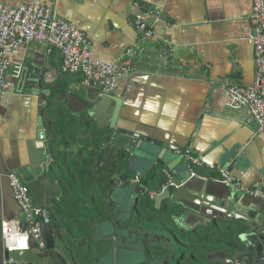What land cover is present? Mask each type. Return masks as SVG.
<instances>
[{
  "label": "crops",
  "instance_id": "0c3cea01",
  "mask_svg": "<svg viewBox=\"0 0 264 264\" xmlns=\"http://www.w3.org/2000/svg\"><path fill=\"white\" fill-rule=\"evenodd\" d=\"M0 2L10 6L34 2L54 8L59 16L75 22L86 33L97 59L122 64L131 49L133 61L118 77L113 93L123 99L119 126L186 148L199 164L208 170L214 168L211 172L202 171L204 176L222 179L225 172L235 178L233 185L240 189L263 186L264 134L247 106L236 108L229 104L228 93L231 83L244 86L254 83V47L248 40L253 32L249 20L253 0ZM136 19L152 26L155 35L143 38L134 26ZM8 57L12 63L7 72L8 91L0 97V264L6 263L2 222H23V212L8 180L9 172L20 169L27 170L26 178L32 179L27 184L35 203L49 209L54 229L65 234L77 253L111 241L118 253L117 261L113 257L110 260L112 264H184L187 251L197 247L169 240L170 235L152 230L124 231L119 221L116 224L108 221L118 209L122 193L117 191V183L105 186L115 169L111 166L110 171L99 170L104 158L101 151H95L101 144L97 139L98 121H92L90 141L70 135L59 138L58 151L76 144L70 156L86 148L75 160L61 159L58 155L59 161L44 168L40 175L32 173L37 168L32 159L40 128V95L29 93L31 88L24 87L23 71L29 87L34 82L31 68H35L37 61L46 63L50 83L45 89L68 83L89 84L82 74L64 73L61 52L49 54L44 42L33 41L11 49ZM98 92L105 93L89 85L90 98ZM101 116L100 122L104 124L108 117ZM47 119V138L54 146L55 130L61 133L64 118L54 125ZM134 167L141 169V162L137 160ZM91 175L93 180L89 178ZM128 176L129 180L135 179L133 169ZM85 186H91L86 191L88 196L67 189ZM118 213V219L124 221L123 212ZM211 236L208 242L218 243ZM209 246L207 252L217 248ZM155 250L162 252L157 254ZM170 252L177 253L179 263Z\"/></svg>",
  "mask_w": 264,
  "mask_h": 264
},
{
  "label": "water",
  "instance_id": "95a60500",
  "mask_svg": "<svg viewBox=\"0 0 264 264\" xmlns=\"http://www.w3.org/2000/svg\"><path fill=\"white\" fill-rule=\"evenodd\" d=\"M35 64V68H31L34 81L31 87L25 71L22 77L24 87L31 88L28 92L40 95V128L32 159L37 168L32 170L33 174L38 176L44 168L58 162V155L61 159L75 160L86 148L70 156L69 152L75 151L76 144L58 151L59 138L70 135L90 141L93 139L90 135L92 121L96 120L97 139L101 142L104 158L99 170L110 171L112 166L115 171L105 186L117 183V191L122 193L118 209L109 222L116 224L119 221L124 231L152 230L170 235L169 240L184 243H193L198 236L213 234L220 246L212 242L217 248L206 253V260L215 264H264V198L252 195L251 189H240L221 178L204 176L202 171L211 172L214 168L208 170L207 166L199 164L184 147L178 148L119 126L121 95L98 92L90 98L86 83H68L45 89L50 83L44 68L46 63L37 61ZM94 88L101 91L99 87ZM78 99H87L88 102ZM101 114L108 117L105 125L100 122ZM45 117L52 121V125L64 118L59 128L61 133L55 130L57 142L54 146L47 138ZM137 160L142 164L141 169L134 167ZM120 164L122 168L119 169ZM131 169L135 179L129 180ZM18 173L26 183L32 180L26 178L27 170L20 169ZM121 211L125 215L124 221L118 219ZM36 221L42 226L45 247L40 248L35 240H31L28 250L15 253L4 250L6 261L11 256L17 264H112V257L118 260L115 242L92 245L77 253L67 242L65 234L57 232L52 223H44L40 218ZM22 226L29 228L26 222H22ZM154 252L161 254L162 250ZM170 253L179 263L177 253Z\"/></svg>",
  "mask_w": 264,
  "mask_h": 264
},
{
  "label": "built area",
  "instance_id": "2783aa9c",
  "mask_svg": "<svg viewBox=\"0 0 264 264\" xmlns=\"http://www.w3.org/2000/svg\"><path fill=\"white\" fill-rule=\"evenodd\" d=\"M249 20L253 28L248 40L254 47L255 79L251 86L231 83L228 86L229 104L236 108L247 106L264 134V0H253ZM134 26L143 38L155 35L154 28L143 19H136ZM33 41L46 43L49 54L59 50L63 56L64 73L82 74L89 85L99 87L105 93L116 92L118 77L133 61L131 49L122 64L97 59L89 37L80 26L59 16L52 7L34 2L20 6L0 2V97L8 91L7 72L12 64L9 51ZM223 177V181L236 184L235 178L229 174L223 172ZM8 180L23 212V222L28 223L29 228H23L22 222L4 220L1 224L4 250L10 253L28 250L31 240L44 248L43 229L36 220L40 218L44 223H51L52 214L47 207L35 203L29 185L18 172H9ZM250 193L264 198V183ZM6 263L18 262L11 256Z\"/></svg>",
  "mask_w": 264,
  "mask_h": 264
},
{
  "label": "trees",
  "instance_id": "16d2710c",
  "mask_svg": "<svg viewBox=\"0 0 264 264\" xmlns=\"http://www.w3.org/2000/svg\"><path fill=\"white\" fill-rule=\"evenodd\" d=\"M101 146L99 145V147L95 148V151L97 153H100ZM83 172V171H82ZM89 173L86 172V175H88ZM91 180L94 179V177L91 175V177H89ZM91 186H85V187H69L67 188L68 191H72L70 193L76 192V193H80V196L86 195L88 196V193H86V191H88L90 189ZM90 194L92 196H97L94 194V192L90 191ZM73 229V228H70ZM220 237H225V235L220 234ZM196 244H198V248L193 249L192 251H190V256L188 258H186V261L184 262V264H211L209 261L206 260L205 255L206 252L208 250H210V244L213 245L211 242H208V237L205 236H198L196 237L195 241ZM218 242V241H217ZM216 246H220L219 242L216 243ZM188 253V252H187ZM215 264V263H214Z\"/></svg>",
  "mask_w": 264,
  "mask_h": 264
},
{
  "label": "rangeland",
  "instance_id": "374dc122",
  "mask_svg": "<svg viewBox=\"0 0 264 264\" xmlns=\"http://www.w3.org/2000/svg\"><path fill=\"white\" fill-rule=\"evenodd\" d=\"M182 244H189V245H191L190 247H197L198 248V244H196L194 241H193V243H190V242H188V243H184V242H181ZM191 250V249H190ZM188 252V254L185 256L186 258H188L189 256H190V251H187Z\"/></svg>",
  "mask_w": 264,
  "mask_h": 264
}]
</instances>
